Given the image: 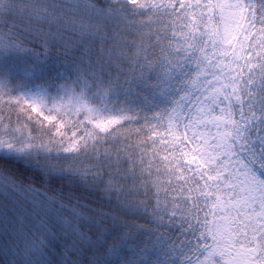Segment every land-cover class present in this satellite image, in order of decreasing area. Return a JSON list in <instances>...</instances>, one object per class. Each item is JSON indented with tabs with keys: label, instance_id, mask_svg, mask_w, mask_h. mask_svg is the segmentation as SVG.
<instances>
[{
	"label": "snow or ice",
	"instance_id": "1",
	"mask_svg": "<svg viewBox=\"0 0 264 264\" xmlns=\"http://www.w3.org/2000/svg\"><path fill=\"white\" fill-rule=\"evenodd\" d=\"M0 264H264V0H0Z\"/></svg>",
	"mask_w": 264,
	"mask_h": 264
}]
</instances>
